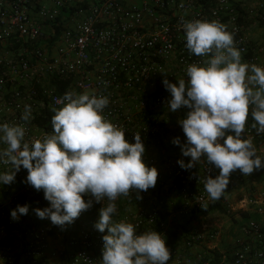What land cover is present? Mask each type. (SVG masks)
I'll list each match as a JSON object with an SVG mask.
<instances>
[{
  "label": "built area",
  "instance_id": "2783aa9c",
  "mask_svg": "<svg viewBox=\"0 0 264 264\" xmlns=\"http://www.w3.org/2000/svg\"><path fill=\"white\" fill-rule=\"evenodd\" d=\"M64 8H72V13L66 16ZM197 19L228 25L235 33L242 61L259 66L264 43L253 45L249 29L264 22V0H0V125L24 124L27 140L42 138L53 131L51 108L63 107L59 101L64 94L87 91L109 97L105 115L125 128L129 142L135 143L136 133L143 143L157 137L170 122L167 101L171 94L163 81L187 80V66L202 59L186 48L183 30L184 22ZM50 25H61L62 30L48 44ZM26 105L32 108L30 123L21 119ZM251 124L248 119L243 136L252 137L253 142L261 138L256 149L264 157V133L257 134ZM4 146L0 143V148ZM155 163L153 158L148 160V164ZM7 167L0 164V172ZM216 169L204 158L201 168L186 169L177 162L168 172L158 171L155 187L139 193V208L119 221L137 225V234L148 230L163 234L171 251L167 264H264V193L240 201L239 211L258 216L240 219L232 244L225 249L218 246L220 230L197 223L215 202L204 184ZM233 174L244 175L240 170ZM27 176L21 166L14 182L23 181L22 192L31 197L45 195L43 189L27 183ZM169 179L179 193L178 229L164 216L160 199L170 194ZM6 185L0 184V221L9 228H0L7 239L0 261L17 264V250L24 247L25 264H43L51 227L25 228L21 215L13 219L11 212L21 205V197L13 193L5 198ZM84 199L95 203L89 194ZM21 233L28 238L26 245ZM107 234V229L100 232L96 227L78 235L57 231L64 241L58 251L62 264H102L103 236Z\"/></svg>",
  "mask_w": 264,
  "mask_h": 264
},
{
  "label": "clouds",
  "instance_id": "9594fccd",
  "mask_svg": "<svg viewBox=\"0 0 264 264\" xmlns=\"http://www.w3.org/2000/svg\"><path fill=\"white\" fill-rule=\"evenodd\" d=\"M183 30L186 48L202 59L187 66V80L163 81L171 94L169 111L188 109L179 123L187 137L182 152L191 162L178 163L192 168L205 157L219 169V175L207 176L204 184L209 198L218 200L234 171L249 176L264 167L252 137L243 136L250 115L255 121L251 128L264 133V66L242 61L235 33L219 20L186 21ZM59 103L63 107L51 108L53 131L42 138L27 140L24 124L0 125V143L5 145L0 148V164L10 166L0 172V184L13 183L23 166L27 183L43 189L51 203L36 209V214L60 226L92 207L86 194L97 203L107 198L96 224L100 232L108 231L103 236L102 264H167L171 251L163 234L155 230L137 234L134 223L113 219L120 196L136 192L141 199L139 193L157 183V168L143 160L141 134H135V143L126 139L125 128L105 115L110 100L102 93L68 91ZM32 118V108L26 105L21 119L30 123ZM173 142L180 144L179 138ZM28 211V205L17 206L11 216L17 219Z\"/></svg>",
  "mask_w": 264,
  "mask_h": 264
},
{
  "label": "crops",
  "instance_id": "0c3cea01",
  "mask_svg": "<svg viewBox=\"0 0 264 264\" xmlns=\"http://www.w3.org/2000/svg\"><path fill=\"white\" fill-rule=\"evenodd\" d=\"M40 4H45V1H41ZM258 25V24H257ZM256 24H253L250 26V29L254 28L251 32V41L252 44H254L255 41H257L259 38H261L263 35V31L256 30L258 28ZM257 27V28H256ZM263 43V42H260ZM260 43H256L254 45H258ZM259 66H264V53L261 54L260 64ZM182 113L185 115L182 116ZM182 116V117H181ZM169 121L170 122H177L183 118H186V113L184 111L177 110V112L173 113L172 115L168 113ZM249 119L251 123H254L255 121L252 119L251 115L249 116ZM172 123V124H173ZM169 125V127H164L161 134H159L155 138H151L148 141L144 143L145 146V152L143 154V160L146 163V165L151 168L155 167L158 171L161 172H168L170 169H172L174 166H176L179 159L184 158L191 162L190 156H184L182 152V148L184 145L187 144V137L183 132L182 125L180 123L178 125ZM173 130V131H172ZM179 138L180 144H176L173 141ZM261 142V138L256 139L254 141V146L257 147ZM150 158L155 159L156 163L154 165L148 164V160ZM205 157H202V161ZM197 168L202 167V163H197L195 165ZM217 171V169H216ZM217 175V174H216ZM168 184L170 185V194L165 197V195H160V199L163 200V213L164 216L167 218V220L170 222L172 227L175 229H178L179 222H176L175 219L177 218V203L179 202V193L174 187V183L169 179L167 180ZM7 191H5L4 197L9 198V196L13 193H18L21 197V205L29 206V211L26 215H21L23 227L28 228L31 226H40V225H48L51 227L50 231V237L48 240V247L45 253V259L43 264H62L63 259H61L60 255H58V251L63 247L64 242L63 240L57 236V231H63L64 234L67 235H78L83 229L96 227L97 222L100 219V209L105 205H107L108 200L105 198L104 201H101L99 203L95 202L93 203L92 207L89 208L86 211H83L78 218L74 220V222L70 223L71 229L69 230H61L57 225H54L51 222L50 217L40 218L36 212L33 206L35 205H43L45 208L51 207L50 201L45 199V195H40L37 197H31L28 195H25L22 192V186L23 181L14 182L11 185H6ZM137 195L132 193V196L124 197L121 196L118 202H115L117 205V212L114 215L113 219L114 221H119V219L127 214L130 211H134L139 208L140 204H142L141 199L136 198ZM86 201V200H85ZM216 201V200H215ZM239 214H237L234 218L238 219V215L241 216V219L244 218V213H249V216L257 217L258 214L255 212H244L239 211ZM0 225L4 228V230H7L9 227H7L5 221H0ZM22 232V231H21ZM20 239L24 242L26 245V242L28 241V238L25 236V233H21ZM7 239L4 237L2 232L0 231V251L1 248L5 245ZM17 264H25L26 262V256L24 255V247H21L17 250ZM0 264L1 261H0Z\"/></svg>",
  "mask_w": 264,
  "mask_h": 264
},
{
  "label": "rangeland",
  "instance_id": "374dc122",
  "mask_svg": "<svg viewBox=\"0 0 264 264\" xmlns=\"http://www.w3.org/2000/svg\"><path fill=\"white\" fill-rule=\"evenodd\" d=\"M257 25V24H256ZM258 28L256 30H261L264 32V22L258 23ZM254 29V28H253ZM252 28L249 29V32H254ZM48 37L51 38L56 34V28L54 25L47 26ZM257 41L254 42L264 43V33L261 35ZM49 42V43H48ZM52 42L51 39H48L46 43L50 44ZM253 44V45H254ZM47 45V44H45ZM261 59V58H260ZM260 64V63H259ZM177 112V111H176ZM175 112H170L169 115ZM185 114L182 113V116ZM181 116V117H182ZM173 122H169L171 125ZM179 124V123H178ZM175 121L172 125H178ZM173 131V130H172ZM264 171V167L254 170V172L249 175H234L233 173L230 176V182L227 188L226 196H225V205L227 208V212H222L219 210L203 213L196 220L197 223L200 224H210L220 230V239L218 240V246L220 249H225L231 246L232 239L236 235L238 222L242 221L241 216L238 215V219L234 218L237 214H239V205L240 201L244 198L250 197H258L264 193V177L261 175ZM220 170L217 169L216 174L219 175ZM237 213V214H236ZM178 222V218L175 219ZM236 221V223H233ZM64 242V241H63Z\"/></svg>",
  "mask_w": 264,
  "mask_h": 264
},
{
  "label": "trees",
  "instance_id": "16d2710c",
  "mask_svg": "<svg viewBox=\"0 0 264 264\" xmlns=\"http://www.w3.org/2000/svg\"><path fill=\"white\" fill-rule=\"evenodd\" d=\"M63 12H64V14L66 16H69L72 13V8H64ZM54 26L56 28V34L51 37L52 42H55L59 38L61 30H62V26L61 25L60 26L54 25ZM263 173H264V171H263ZM216 176H218V175L215 174V176L213 178H215ZM261 176L264 177L263 174ZM226 192H227V190L225 191L224 195L220 199H218L215 202L211 203L209 205V207L207 209H205L204 213H210V212H213V211H216V210H219V211H222V212H227V208H226V205H225ZM244 216L248 217L249 213H244ZM57 226L59 227V229L65 230V231L71 229L70 223H66L63 226H60V225H57ZM175 234H176V232H175Z\"/></svg>",
  "mask_w": 264,
  "mask_h": 264
}]
</instances>
